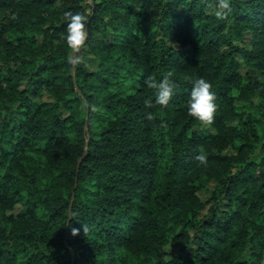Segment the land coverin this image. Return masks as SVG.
Here are the masks:
<instances>
[{
  "label": "trees",
  "instance_id": "16d2710c",
  "mask_svg": "<svg viewBox=\"0 0 264 264\" xmlns=\"http://www.w3.org/2000/svg\"><path fill=\"white\" fill-rule=\"evenodd\" d=\"M217 5L0 0V264H263L264 0ZM66 12L86 18L76 64ZM197 77L210 125L187 110Z\"/></svg>",
  "mask_w": 264,
  "mask_h": 264
},
{
  "label": "clouds",
  "instance_id": "9594fccd",
  "mask_svg": "<svg viewBox=\"0 0 264 264\" xmlns=\"http://www.w3.org/2000/svg\"><path fill=\"white\" fill-rule=\"evenodd\" d=\"M231 11V0H218L217 10L215 15L219 18H224ZM67 21V44L72 49V55L69 56V62L76 64L81 62L78 53L85 46L88 38L86 28V18L80 13H65ZM172 73H168L160 80H155L149 77L146 80L148 87L155 90V100L147 98L145 104L151 107L153 103L167 106L171 101L175 84L171 79ZM188 113L197 121L205 125L213 123L215 113L218 108L216 103V93L212 90V84L204 77H197L192 81V87L187 99ZM151 118V113L148 114ZM195 159L202 165L207 164V155L203 152L198 153ZM85 231L86 229L83 228ZM73 234L76 233V228L72 229Z\"/></svg>",
  "mask_w": 264,
  "mask_h": 264
},
{
  "label": "rangeland",
  "instance_id": "374dc122",
  "mask_svg": "<svg viewBox=\"0 0 264 264\" xmlns=\"http://www.w3.org/2000/svg\"><path fill=\"white\" fill-rule=\"evenodd\" d=\"M112 37H113V35L110 34V39ZM248 37H249L248 40H250L251 37L250 36H248ZM170 43H172V42L170 41ZM176 46H179V45H176ZM185 49H187V48H185ZM96 60L97 59L92 54L88 55V66H89V68L91 70L98 69V64H97ZM242 69H244V71L246 70L245 65L243 63H242ZM42 99L44 101L48 102V103H49V101H51V98L47 94H45L42 97ZM254 101L257 104L260 103L258 97H255ZM232 151L233 150L231 148H228V149L225 150V152H227V153H230ZM213 190H214V183H210L206 187H203V188L198 190V195L200 196V198L202 199V201L205 204V210L202 213V216H206L208 214V212H209L210 207L212 206L211 196H212ZM20 210H21V207L18 206V207L15 208V210L13 212L14 213H19ZM208 217H210V215H208ZM263 264H264V260H263Z\"/></svg>",
  "mask_w": 264,
  "mask_h": 264
}]
</instances>
